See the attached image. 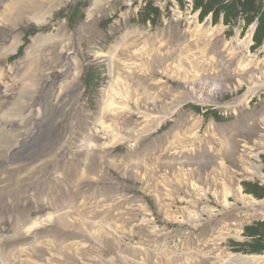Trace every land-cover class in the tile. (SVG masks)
<instances>
[{
  "label": "rangeland",
  "instance_id": "obj_1",
  "mask_svg": "<svg viewBox=\"0 0 264 264\" xmlns=\"http://www.w3.org/2000/svg\"><path fill=\"white\" fill-rule=\"evenodd\" d=\"M253 2L264 9V0ZM46 3L0 0V264H264L234 259L236 253L264 255L236 250L250 241L245 227L264 217L252 209L245 217L233 195L218 201L211 189L213 175L217 189L225 178L243 189V179L258 177L253 163L264 173V153H258L264 149V89L226 109L224 103L246 92L248 79L239 84L232 73L237 59L221 53L226 40L237 31L243 38L253 26L250 52L263 56L264 41L256 47L253 40L256 25H246L241 15L227 25L224 14L213 11L200 20L191 0H60L37 23ZM198 24L222 26V32L207 45L194 29ZM60 25L67 35L54 45L64 50L52 53L57 61L35 92L39 97L33 99L29 79L19 76L22 69L20 84L10 90L9 66L25 56L33 37L55 33ZM136 29L161 33L172 45L177 78L156 71L152 78L174 92L201 90L213 101L185 102L137 141L113 144L97 122L114 112L106 107L100 114L107 54ZM15 38L21 43L12 50ZM74 70L75 88L57 97ZM257 73L264 79V70ZM164 95L141 102L140 109H159ZM134 131L125 133L131 138ZM217 160L226 168L216 173ZM48 213L46 223L25 232L32 219ZM20 248L26 249L22 255Z\"/></svg>",
  "mask_w": 264,
  "mask_h": 264
},
{
  "label": "bare ground",
  "instance_id": "obj_2",
  "mask_svg": "<svg viewBox=\"0 0 264 264\" xmlns=\"http://www.w3.org/2000/svg\"><path fill=\"white\" fill-rule=\"evenodd\" d=\"M41 1L46 3L48 0H41ZM59 3H60V0H54L53 2L50 0L49 2H47L46 5L48 7H45L46 8L45 11L44 9H42V13H41L42 15L40 17H37L36 19L37 23L45 22L46 21L45 14L51 15L53 10L58 7ZM17 12L20 13L19 11ZM194 29L196 31L197 30L201 31L199 33L203 34L204 39L207 41L206 42L207 45L213 44L214 38H216L217 35L221 34L222 32V26L205 27L203 25L198 24V25H195ZM252 34H253V26L247 31V33L245 34L243 38H240L238 36V31H237L236 36L231 38L229 41L226 40L221 48V51H222L221 53L226 54V58H228L229 56V57H235L237 59V65L236 67H232L234 68L232 70L233 71L232 73L237 74V77L239 78V84H242L241 83L242 78L246 77L248 79L247 80L248 87H247L246 92L239 98L224 103V107L226 109L229 108V109L234 110L237 105L243 102L245 103L248 100L250 95H253L257 91L264 89V79L261 76H259L257 73V71L263 73L264 55L260 57L258 53L260 51H258L257 53L250 52V45L252 43ZM61 35H64V36L67 35L66 29L62 25H60L57 28V32L55 33L51 32L45 35L40 34L32 38V42L25 49L26 50L25 56L19 59L14 65L9 66L8 70L10 71V75H11L10 77L13 83V84L7 85L9 87L13 86V88H11L10 90L14 91V85L18 86L20 84L21 81H19V77H17V73L20 72L22 69L23 74L21 73L19 76L20 77L22 76V78L24 76V78L26 77L29 79V81H27L26 79L23 81L25 83L27 81L31 85V89L33 92L32 94H34L35 92L38 93V91H40L42 87L41 86L42 83L49 78V76H47L48 70L54 68L55 66L54 64L57 61L55 59V56L52 53L57 50L59 51L62 49L64 50L63 46L61 45L57 46L56 44L54 45L55 40L57 41L58 39V41H60ZM128 36H129V39H128ZM165 39L166 38L163 37V34L161 33H149V31H142V30L136 29L134 30V33L128 32L122 37L120 41L115 42L116 43L115 46L107 54L109 79L107 80L106 85L101 90L102 103H101L100 114L103 116L105 114V111L108 109H111L112 112L113 111L114 112H113L112 117L111 116L110 117H99L97 119L98 120L97 122L103 126V128L105 129L103 134L107 136V138L113 144H117L121 142L128 144L131 139H134L137 141L138 138L155 130L163 120L167 119L173 112H175L180 107L181 104L185 102L192 101V102L204 104V103L213 101L211 97H209L207 94L206 95L202 94L201 90L198 93H190L189 91L174 92L171 88L165 87L162 84L163 80L161 81V80H156L152 78L151 74L154 71L159 72L160 74L162 73L168 77H174L173 71H172L173 62H170L172 45H170L167 42V39L166 40ZM19 43H21L20 40L18 38H15L13 42V47H12L13 49L12 48L6 49L4 51V55L14 50V48H16L19 45ZM47 44H50L51 47L46 52L43 50V46ZM262 51H264V48L262 49ZM208 59L212 61L213 59H215V57L213 58L209 56ZM218 59H219V56H218ZM47 63L49 64V67L45 65ZM74 64L76 65L77 62L76 63L74 62ZM224 66L226 68L231 67L229 65H224ZM2 71L3 70L0 69V73ZM71 75H72L71 80L67 82V84L68 83H71V84H68L67 87L62 85L61 90L59 91V94L57 95V97L61 96L62 94H65L68 88L70 89L75 88L78 82L77 81L78 79L77 70H74V73H72ZM195 76L198 78L200 74L199 73L194 74L193 78ZM174 78H177V76H175ZM182 80L185 82H188L187 79L185 78H183ZM54 88L55 87L52 88L51 93L55 92ZM15 90H17V88H15ZM162 95H164V99H160L162 100V104L160 105L159 109H155L154 111L149 110V109L147 110L140 109L141 102H143V105L148 104L149 102L154 103L155 102L154 96H162ZM38 97L39 96L36 95L35 93L33 99L38 98ZM106 107H108V109H106ZM134 113H137L140 116H142L141 120L138 121V120L132 119L131 116ZM197 120L200 122V118H198ZM209 128L213 129V126L209 125L208 129ZM132 129L133 130L135 129V131L133 132L134 134L132 133L133 137L130 138V136L125 133V131L127 130L132 131ZM210 135L213 136L214 133H210ZM208 146H209V149H213L212 146L210 145ZM114 160L116 164L117 162L120 163L121 161L117 159H114ZM217 161H218L217 162L218 167H215L216 173H217V170H216L217 168L221 169V171H223V169L226 168L222 160H220V162L219 160ZM258 167L259 165L257 164L255 165L253 163L252 168L255 169L256 175L259 174ZM211 178H212V184H213V186L211 187L212 194L213 196H215L214 198H217L218 201L223 200L224 202L225 201L228 202L227 197L229 195H233L235 200L241 202L243 207L246 208L245 211L242 210L243 215H245V217L249 216V214L247 213L248 209H252L255 213H258L259 215H262V217H264V199L258 200L250 195H244L242 193V187L239 185L237 180H233L234 181L233 183L229 181L227 178H225L226 181L219 180L218 184L220 185V187H218L217 189L216 188L217 184L215 185L216 182L214 183L215 179H217L216 175H213ZM189 182H191V179ZM193 184L195 183H192V185ZM219 188H220L221 193H219L220 192ZM201 190H202V187H201ZM201 190H199V192ZM176 214H177L176 212L172 214V217H174L175 219L177 217ZM50 217H51V213H48L45 216H40L38 218L32 219L30 223L28 224V226L24 225V227L27 226L25 227L26 228L25 232L28 234L30 231H32V228L40 226L44 222L46 223L47 219L48 218L50 219ZM242 223L243 221H240L239 223L240 230H242L241 229ZM1 238L5 239L2 236H0V240H2ZM20 249L21 251L19 252V254L22 255L23 250H26V249L24 248H20ZM234 259L236 260L241 259V260L250 261V262H263L264 255H248V254L244 255V254L238 253L234 256Z\"/></svg>",
  "mask_w": 264,
  "mask_h": 264
},
{
  "label": "trees",
  "instance_id": "obj_3",
  "mask_svg": "<svg viewBox=\"0 0 264 264\" xmlns=\"http://www.w3.org/2000/svg\"><path fill=\"white\" fill-rule=\"evenodd\" d=\"M253 0H194V8L202 7L200 20L213 11L214 14L222 12L224 14V24H230L237 16H243L246 25L256 20V28L253 36L256 47L264 41V9L253 4ZM217 118V117H215ZM256 198L264 197V189L253 192ZM245 235L250 237V241L239 244L241 250L249 253H260L264 251V221H256L245 227Z\"/></svg>",
  "mask_w": 264,
  "mask_h": 264
},
{
  "label": "flooded vegetation",
  "instance_id": "obj_4",
  "mask_svg": "<svg viewBox=\"0 0 264 264\" xmlns=\"http://www.w3.org/2000/svg\"><path fill=\"white\" fill-rule=\"evenodd\" d=\"M191 1L193 2V5H194V0H191ZM196 9L200 10V11L203 10L202 7H198ZM262 141L264 144V135H262ZM258 153H264V149L260 150ZM257 158H258V156H257ZM258 170H259V174L257 175L258 177L256 179H251V180L243 179L244 183L242 184V186H243L242 193L244 195H250V196L254 197L255 199H256V197L253 195V192L260 191V189H264V173L261 172V165H259Z\"/></svg>",
  "mask_w": 264,
  "mask_h": 264
},
{
  "label": "water",
  "instance_id": "obj_5",
  "mask_svg": "<svg viewBox=\"0 0 264 264\" xmlns=\"http://www.w3.org/2000/svg\"><path fill=\"white\" fill-rule=\"evenodd\" d=\"M253 24L256 25V20L253 22ZM236 254H238V253H236Z\"/></svg>",
  "mask_w": 264,
  "mask_h": 264
}]
</instances>
